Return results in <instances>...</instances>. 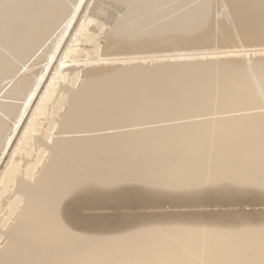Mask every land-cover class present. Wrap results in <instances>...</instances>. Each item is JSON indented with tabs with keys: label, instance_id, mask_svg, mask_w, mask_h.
Wrapping results in <instances>:
<instances>
[{
	"label": "bare ground",
	"instance_id": "1",
	"mask_svg": "<svg viewBox=\"0 0 264 264\" xmlns=\"http://www.w3.org/2000/svg\"><path fill=\"white\" fill-rule=\"evenodd\" d=\"M51 72L0 264H264V0H0V165Z\"/></svg>",
	"mask_w": 264,
	"mask_h": 264
},
{
	"label": "rangeland",
	"instance_id": "2",
	"mask_svg": "<svg viewBox=\"0 0 264 264\" xmlns=\"http://www.w3.org/2000/svg\"><path fill=\"white\" fill-rule=\"evenodd\" d=\"M72 35H73V32L70 34V36L68 37V39L69 40H73L74 38H72ZM73 41H71V43L69 44V45H73L74 44V42L72 43ZM67 43H69V41H67ZM67 43H66V45H67ZM65 45V46H66ZM76 45V44H75ZM64 46V47H65ZM71 60V59H70ZM70 60H69V58L68 59H64V61H66V64H71L70 63ZM123 60H125V59H123ZM122 60V61H123ZM57 61H59V59H57ZM57 61H56V63H57ZM112 61V60H111ZM121 60H119V62H118V60H116V61H114V62H116V63H114V64H112V63H110V65L112 64V65H119V64H121V62H122ZM118 62V63H117ZM65 64V67H66V69L67 68H70V67H68L67 65ZM72 66V65H71ZM64 67V68H65ZM63 68V69H64ZM66 69H65V71H66ZM53 71V70H52ZM64 71V72H65ZM67 73H68V70L66 71ZM70 72V71H69ZM51 75H49V77L47 78L48 80H46V81H44V84L41 86V88H40V92H39V95L37 96V99H35L34 100V102H33V104H32V107L30 108V110L28 111V113L26 114V116H25V118L23 119V121H22V123L20 124V126L18 127V129H17V133L15 134V139L13 140V143L14 144H12V146H10L9 147V149H8V155H6L5 156V158L6 159H3V161L4 162H2L1 163V165H0V175H1V177H0V190L2 189V187L1 186H4V184H3V182H6V178H8V177H6V174H7V170L12 166V163H14L15 164V161H16V159H17V161H19L20 160V156H22V155H17L19 152L20 153H29V154H31V153H33L32 154V156L34 155V149L30 146V144H31V142L32 141H29L28 140V137H29V135L26 133V127H28L27 125H29V119L31 118V116H32V118L34 119L35 117L32 115L33 114V112L35 111H37V110H35L36 109V106H37V102H39L38 101V99L42 96V93H44V90L43 89H45L47 86H48V84H49V82L51 81L50 79H52L53 77H55V75L51 72L50 73ZM52 74L54 75L52 78H51V76H52ZM81 75V74H80ZM57 76V75H56ZM49 81V82H48ZM55 81V80H54ZM47 83V84H46ZM44 86V87H43ZM46 86V87H45ZM42 90V91H41ZM29 115V116H28ZM36 120H38L39 122H42V121H45V116L44 115H41V116H37V118H35ZM24 130V131H23ZM24 133V134H23ZM26 136V137H25ZM23 138H24V140L26 139V144H23V143H21V141L22 142H24L23 141ZM19 139V140H18ZM22 139V140H21ZM21 140V141H20ZM20 142V143H19ZM18 143H19V145H18ZM18 145V146H17ZM23 145V146H22ZM25 146V147H24ZM17 147V148H16ZM16 148V149H15ZM22 148V149H21ZM24 148V149H23ZM13 149H15V150H19V152H17V154H12V151H13ZM20 150H23V151H20ZM31 152V153H30ZM24 153V154H25ZM10 156V157H9ZM11 158V159H10ZM19 158V159H18ZM32 157H31V155H30V159H31ZM9 159L10 160H14V161H10L9 162ZM23 159V158H22ZM9 162V166H7V163ZM3 165V166H2ZM15 166H16V164H15ZM6 167V168H5ZM7 169V170H6ZM5 170H6V172H5ZM4 171V172H3ZM2 174H3V176H4V178H3V176H2ZM6 177V178H5ZM4 179H5V181H4ZM2 181V182H1ZM3 184V185H2ZM143 207H145V208H143ZM167 207V208H166ZM245 207V209H246V206H244ZM117 210H116V209ZM121 208V209H120ZM159 208V207H158ZM157 208V209H158ZM140 209V210H139ZM145 209V210H144ZM151 209L153 210V211H155V209L154 208H152V207H149V206H145V205H140V206H138V205H135V204H128L127 206H121V207H116V206H114V209L113 208H109L108 210H107V212L106 213H109V214H120V213H138V214H143V213H149L150 211H151ZM177 209V208H176ZM175 208L172 210V209H170L169 210V208H168V206L167 205H165L164 207H161V210H166V211H174V210H176ZM123 210H125V211H123ZM131 210V211H130ZM148 210V211H147ZM116 211V212H115ZM123 211V212H122ZM153 211H151V212H153ZM104 213V212H103ZM8 218H7V215H6V213H5V210H4V206H3V204H0V226H1V223H3L5 220H7ZM1 241H2V239H0V243H1Z\"/></svg>",
	"mask_w": 264,
	"mask_h": 264
}]
</instances>
